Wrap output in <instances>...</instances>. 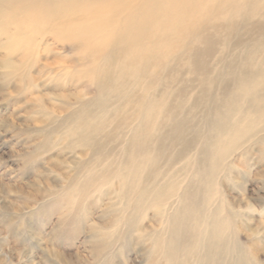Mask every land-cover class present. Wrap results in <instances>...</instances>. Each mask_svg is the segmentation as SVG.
<instances>
[{"label":"bare ground","instance_id":"bare-ground-1","mask_svg":"<svg viewBox=\"0 0 264 264\" xmlns=\"http://www.w3.org/2000/svg\"><path fill=\"white\" fill-rule=\"evenodd\" d=\"M46 32L54 33L60 43L68 41L80 47L84 59L81 66L90 68L88 75L94 77L98 92L86 102L76 98L77 110L60 123L68 130L66 137L76 136L73 145L90 151L93 162L96 157L102 158L96 164L103 166L98 172L100 177L97 171L87 170L85 180L76 189L86 195L100 179L104 185L117 183L119 204L125 202L118 211L121 218L130 201L136 199L133 215H126L123 240L132 231H141L136 229L132 218L138 215L142 218L149 196L156 203L177 197L168 234L165 236L160 230L153 236L146 264H246L242 249L225 224L228 220L223 218L222 206L217 204L219 207L214 208L211 199L213 187L221 178L233 187L239 180L244 185L254 182L258 187H254V197L248 201L258 203L264 210V70L258 65L264 62V56L261 57L264 0H0V52H3L0 68H4L0 80L12 76L11 79L16 77L31 83L34 80L31 70L41 77L47 68L51 70L50 65L42 64L48 58L43 53H51L52 58L61 55L53 49L55 42L51 45L44 38ZM253 36L248 42L230 48L231 37L242 40ZM220 42L222 48L217 47ZM36 74L33 75L37 77ZM191 76L198 77L197 85L205 96L204 109L199 111L198 143L190 159L184 160L187 154L176 159L179 168L171 177L176 178V183L161 184L155 180L161 172L163 154L148 157L147 147L160 128L171 129L183 142L190 128L195 127L196 116H183L185 90H171L179 82L177 79H182V85ZM60 78L64 77L58 75ZM113 99L121 100L120 105L127 112L123 121L128 125L117 122L113 127V131L122 129L120 139L109 137L106 130L107 104ZM195 104V109H199ZM163 115L165 122L161 119ZM118 140L119 148L126 142V146L122 145L125 147L121 162L112 158L114 148L104 155L108 145ZM88 164L84 163L81 171ZM145 171L147 175L142 177ZM148 172L156 174L155 178ZM191 172L194 174L187 183L184 180ZM75 176H65L68 184L71 183L67 191L74 187L70 180ZM148 177L154 180L151 184ZM234 199L251 212L249 203ZM24 210L32 211L28 207ZM118 212L110 213L109 220L102 219L98 227L102 233L98 228L90 229V252L96 257L112 237L109 230L119 223ZM228 212L232 223L239 216H246L244 212H241L244 216L237 211V216ZM249 216L251 222L256 221V215ZM248 228L251 248L248 254L252 264H256L259 247L264 246V231L258 224L254 230Z\"/></svg>","mask_w":264,"mask_h":264},{"label":"rangeland","instance_id":"rangeland-1","mask_svg":"<svg viewBox=\"0 0 264 264\" xmlns=\"http://www.w3.org/2000/svg\"><path fill=\"white\" fill-rule=\"evenodd\" d=\"M30 21L35 22V19L30 18ZM44 38L48 39L51 45V42H55L53 49H56L55 53L61 55L52 58L51 53H43L48 58L46 61H42V64L50 65L51 70L47 68L42 77L31 70L29 73L35 80H32L31 83L16 77L11 79L12 76L0 80V264H146L149 258L146 257L150 252L154 237L161 231L165 236L168 234V224L177 205V197L156 203L151 202L152 196H149L147 202H150H146L147 208L142 218L140 215L132 218L136 229L141 231H132L131 238L126 236L128 239L123 240L122 236L127 231L126 218L130 214L133 215L136 199L130 201L127 211L121 218V213L118 211L125 202L122 201L119 204L117 183L104 185L100 179L96 182V186L89 189L90 192L88 191L86 195L76 189L75 186L78 185L79 188L85 180L87 170L97 171L95 173L101 171L103 166L97 165L96 167V164L97 160L102 158L96 157V161L93 162L90 151L73 145L74 141L72 140H75L76 136L66 137L68 130L61 127L60 123L77 110L76 100L81 98L83 102H86L89 98H95L98 92L94 86V77L88 75L90 68L81 66L84 59L80 47L68 41L60 43L54 33L46 32ZM250 38L253 39L254 36L243 37L242 40L231 37L230 48H235L241 42H248ZM221 44L222 42L217 47L222 48ZM262 53L261 57L264 56V45ZM52 54L54 55V52ZM2 55L3 52H0V57ZM209 62L211 61L209 60ZM258 65L264 70V62ZM2 69L4 68H0V72L3 71ZM94 70L96 71L97 68ZM23 74L26 75L27 73ZM33 74H36L37 77ZM58 75H62L64 78L58 79ZM237 75L238 72L235 77ZM177 81L179 82L174 84L171 90H185L182 100L186 102V109L183 116L191 114L197 119L193 123L195 127L190 128L183 142L179 141L176 133L167 127L156 130L152 135L150 145L148 144L147 147L149 152L147 156L153 158L155 155L163 154L162 164L159 168L161 172L157 174L155 180L160 181L161 184L168 181H173L172 184L176 183V178L171 179V177H173L174 171L179 168V165L175 164L179 156L185 157L187 154L184 160L193 156L194 146L198 143L197 138L201 128L199 111L204 109L205 96L202 89L197 85L198 77L191 76L189 82L182 85L180 83L182 79H177ZM56 84H59L57 89L55 88ZM156 90L160 91L159 86ZM120 102L121 100L113 99L107 104L109 115L105 119L108 120L107 125L109 127L106 130L110 133L109 137L113 135L119 137L118 139L123 137L121 135L122 129L113 131L115 124L120 122L125 123V126L128 125L123 121L127 112L126 109H122ZM195 103L198 104L199 109H195L197 107ZM113 112L114 114H112ZM162 118L165 116H161ZM162 121L165 122L166 119H162ZM128 131L126 128L125 132ZM128 139L129 137H127ZM115 144H109L104 155H107L106 152L109 149L114 148L113 155H115L112 158H117V162H121L124 159V154L121 152L123 153L126 142L121 143L122 150L119 148V140ZM75 161L78 162L77 165ZM84 163L89 164L81 171L80 167ZM189 163L190 161H188L187 167H189ZM71 167L73 168L71 169ZM74 167H76L75 170H73ZM88 167L89 169H87ZM77 168L80 169L79 172L76 170ZM113 170L114 167H111L110 171ZM73 171L75 174L76 171L78 172L76 176ZM149 174L151 173L148 172ZM193 174L192 172L188 173L184 181H189ZM73 175L75 177L70 181L74 187L67 191L70 188L68 185L71 183L68 184L69 181L65 179V176ZM97 175L100 177L99 173ZM145 175H147L146 171L142 177ZM149 176L152 177L153 175ZM155 176L156 174L152 178ZM95 177L97 176L95 175ZM161 177L163 180L160 179ZM152 178L148 177L150 179L148 183L154 181ZM46 183L50 184V188ZM241 183L243 184V181L239 180L233 187V184L221 178L213 187L211 201L214 200V208L222 206L220 209L222 215L224 214L223 218L228 220L225 224L227 228L232 230L230 236L233 235V239L238 242L242 249L245 263L252 264L251 255L248 254L251 250L249 248L250 242L247 240V234L250 233L248 227L250 230H254L258 224L259 229L264 231V210L258 203L248 201L254 197L257 184L251 182L241 186ZM97 186L99 187L97 188ZM183 186L184 184L180 186V190ZM201 187H203L202 184ZM101 191L102 193H100ZM170 192H172V188ZM39 195L40 197L47 195L49 198L42 200ZM234 198L243 199L249 203L252 208L251 212L244 210L243 204L239 205ZM27 207L32 211L26 212L24 209ZM229 210L236 216V211L240 215L245 214L246 216L243 215L242 218L239 216L232 223ZM116 211L119 213L116 217V220L119 219V223L109 230H112L109 232L110 237H112L109 238L102 254L96 257L90 252V244L92 243L90 229L100 228L99 224L102 223V219L107 218L109 220L110 213ZM249 215H256L254 219L256 221L251 222ZM99 232L102 233V231ZM259 248L261 251L258 253L257 259L259 260L256 261V264H263L264 246Z\"/></svg>","mask_w":264,"mask_h":264}]
</instances>
